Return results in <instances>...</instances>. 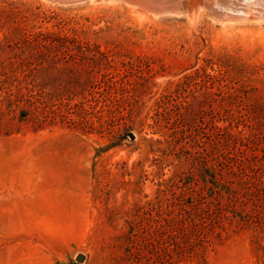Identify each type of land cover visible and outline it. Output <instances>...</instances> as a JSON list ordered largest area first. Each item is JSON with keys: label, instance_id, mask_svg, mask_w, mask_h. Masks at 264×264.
Here are the masks:
<instances>
[{"label": "rangeland", "instance_id": "1", "mask_svg": "<svg viewBox=\"0 0 264 264\" xmlns=\"http://www.w3.org/2000/svg\"><path fill=\"white\" fill-rule=\"evenodd\" d=\"M134 5L0 0V264H264V16Z\"/></svg>", "mask_w": 264, "mask_h": 264}, {"label": "water", "instance_id": "2", "mask_svg": "<svg viewBox=\"0 0 264 264\" xmlns=\"http://www.w3.org/2000/svg\"><path fill=\"white\" fill-rule=\"evenodd\" d=\"M60 3H74L83 0H54ZM140 5L147 10L155 13L180 12L187 10L185 4L181 0H123ZM199 4L205 5L209 13L218 19H223V12H227L225 16L237 18L243 14L250 12L251 15H264V0H200ZM239 18V17H238ZM132 136V135H131ZM83 255L78 256V260H82Z\"/></svg>", "mask_w": 264, "mask_h": 264}, {"label": "trees", "instance_id": "3", "mask_svg": "<svg viewBox=\"0 0 264 264\" xmlns=\"http://www.w3.org/2000/svg\"><path fill=\"white\" fill-rule=\"evenodd\" d=\"M255 126H256V128H255ZM249 127L251 128V132H252V129H253V131H255V129H256V131L258 130V133L260 132V130L262 129V128H264L263 127V124L257 119V121H256V123H255V120H254V124H253V126L252 125H250L249 124ZM257 133V132H256ZM255 132H252V135H242V136H240V137H238V134H235V132H231V131H226L225 132V136H224V146L226 147V148H228V149H230V147H234L233 148V150H235L236 152H238L239 150H240V147H235L236 145V143L239 141V142H243V144L246 142V140H253V139H255V138H258L259 136H260V139H262V135H260V133H259V135L258 134H256ZM232 150V149H231ZM252 157H256V156H252ZM250 157H245L244 159H240V164L243 166V168H245L246 166H245V164L243 163V162H245V163H249L250 162V159H249ZM248 167H250V166H248ZM252 169V168H251ZM240 181V180H239ZM260 181V180H259ZM244 183H245V185H247L246 184V182L243 180V182L241 181V185H244ZM252 183H253V181H252ZM259 184V183H258ZM228 188H229V190H231V185H228ZM231 192L232 193H234L235 192V194H236V190H231ZM262 209H264V206H263V208Z\"/></svg>", "mask_w": 264, "mask_h": 264}, {"label": "bare ground", "instance_id": "4", "mask_svg": "<svg viewBox=\"0 0 264 264\" xmlns=\"http://www.w3.org/2000/svg\"><path fill=\"white\" fill-rule=\"evenodd\" d=\"M184 4H185V6H186V8H187V13L189 14V15H192V14H196L197 13V11H198V2L200 1V0H181ZM231 1V0H230ZM233 1V0H232ZM130 5L131 6H135L132 2H130ZM140 6V5H139ZM149 11V10H148ZM152 12V11H151ZM155 13V12H154ZM156 14H158V13H156ZM227 14V12H223V14H222V17H223V19L222 20H230V19H235V18H230V17H228V16H225ZM262 16H264V15H262ZM239 18H258V17H261V16H258V15H251L250 14V12H247V14H243V15H241V16H238ZM237 17V18H238Z\"/></svg>", "mask_w": 264, "mask_h": 264}]
</instances>
